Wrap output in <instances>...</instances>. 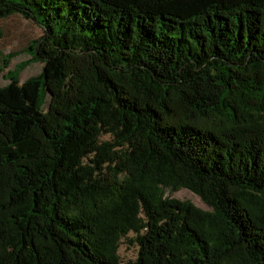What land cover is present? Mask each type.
Here are the masks:
<instances>
[{
    "label": "trees",
    "instance_id": "obj_1",
    "mask_svg": "<svg viewBox=\"0 0 264 264\" xmlns=\"http://www.w3.org/2000/svg\"><path fill=\"white\" fill-rule=\"evenodd\" d=\"M16 13L43 33L0 85V264H264V0Z\"/></svg>",
    "mask_w": 264,
    "mask_h": 264
},
{
    "label": "rangeland",
    "instance_id": "obj_2",
    "mask_svg": "<svg viewBox=\"0 0 264 264\" xmlns=\"http://www.w3.org/2000/svg\"><path fill=\"white\" fill-rule=\"evenodd\" d=\"M43 29L33 19L26 18L20 13L12 14L7 18L0 19V85H5L9 78V70H13L15 65L21 63L31 57L29 51H25V47L32 39L41 36ZM9 52H14L15 55L10 59L6 66L5 55ZM44 62H31L25 66L18 74L19 82L24 81L30 76H34L41 71ZM166 195L178 197L181 200H190L197 206L202 208H210L196 192L188 188L180 187L177 190H167ZM138 248L134 243H130L124 239L120 247V255L124 261L135 259Z\"/></svg>",
    "mask_w": 264,
    "mask_h": 264
}]
</instances>
